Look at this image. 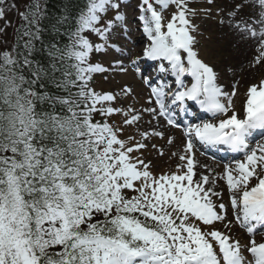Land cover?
Returning <instances> with one entry per match:
<instances>
[{
  "label": "snow or ice",
  "instance_id": "snow-or-ice-1",
  "mask_svg": "<svg viewBox=\"0 0 264 264\" xmlns=\"http://www.w3.org/2000/svg\"><path fill=\"white\" fill-rule=\"evenodd\" d=\"M206 3L140 0L149 43L133 56L112 39L123 0H83L75 14L65 7L55 17L47 0L23 8L0 0V264H264V139L256 140L264 137V80L247 88L238 110L237 84L226 90L197 51L196 19L216 0ZM221 23L251 42L250 67L264 64V0H233ZM110 49L119 56L108 66L93 62ZM143 58L157 62L152 73L142 72ZM129 70L149 89L140 107L124 103L138 95L129 84L95 86L96 74ZM188 101L211 118L185 121L175 170L154 175L144 152L165 131L152 121L181 128ZM197 145L241 158L217 173L200 163Z\"/></svg>",
  "mask_w": 264,
  "mask_h": 264
},
{
  "label": "rangeland",
  "instance_id": "rangeland-1",
  "mask_svg": "<svg viewBox=\"0 0 264 264\" xmlns=\"http://www.w3.org/2000/svg\"><path fill=\"white\" fill-rule=\"evenodd\" d=\"M199 4L197 7L203 8L207 7L206 0H198ZM11 2V0H10ZM18 6L23 8V5L28 2V0H16ZM140 0H127L123 2L122 12L125 14V20L118 22L120 27L116 29L113 33V42L124 45L125 43L128 45V48L133 52L132 54L136 55V53L143 50V48L149 43L148 40L139 38V35L143 33L142 27L141 29L135 28V23L132 21V17L139 13L137 11ZM233 0H216V5L213 8V13L211 15H204L203 12L196 19V23L199 26V35H198V45L197 51L202 59L205 62H209V64L214 65L216 71L222 78V72L224 75V85L226 90L231 91V87L233 84H237V95L235 99V104L238 100H242L243 94L246 92L247 88L250 84L243 83L248 76V73L252 69L249 66L250 62L255 55L253 51L248 50V48L252 47L251 42H247V47L245 42H240L237 39L235 33L229 28L227 23H221V20L225 18L226 12L230 9ZM174 8H169V16L174 11ZM167 12V14H168ZM113 13H109L108 17L111 18ZM8 18L13 21V25L18 21V17L16 13L13 11L8 14ZM202 24V25H201ZM3 25V21H0V26ZM127 27L128 34L125 38L122 29ZM201 28V29H200ZM9 36H11L12 28L8 29ZM227 39V40H226ZM226 40V41H225ZM114 59L119 56V53L114 49H110L107 53L93 54L92 60L93 62L102 63L104 66H108L112 61L108 60L109 55ZM133 72L129 70V72ZM134 73V72H133ZM122 74H98L97 79L95 81V86L97 90H105V91H114L119 92L120 87L124 84H129L133 86L132 83L122 80ZM107 77V79H105ZM133 78H135L133 76ZM223 79V78H222ZM264 79V70L257 75L258 84L261 80ZM238 82V83H237ZM241 82V84H240ZM98 85V86H97ZM243 100L241 101V103ZM125 104H133L135 103L136 107H139V103L144 105V99L140 98L138 94L136 97H128L124 99ZM113 119L119 121L120 117L116 116ZM150 118L145 114L144 121L141 125V130L148 128L149 125L146 123ZM154 123H152L153 125ZM131 129V128H130ZM135 129V128H134ZM139 137V136H138ZM156 139L159 141H156ZM155 142L149 144V147L145 150L144 155L148 160L152 161V171L154 175H160L166 172H169L168 169L164 168L157 159L160 158V147L159 145L166 140L164 138H153ZM151 140V141H152ZM155 144L156 148H152L151 145ZM161 146V145H160Z\"/></svg>",
  "mask_w": 264,
  "mask_h": 264
},
{
  "label": "bare ground",
  "instance_id": "bare-ground-1",
  "mask_svg": "<svg viewBox=\"0 0 264 264\" xmlns=\"http://www.w3.org/2000/svg\"><path fill=\"white\" fill-rule=\"evenodd\" d=\"M202 25V24H201ZM143 36V35H142ZM141 36V37H142ZM227 40V39H226ZM225 40V41H226ZM246 47H247V45H246ZM250 49V51H249V53L251 52V51H253V53L255 54V52H254V48H253V46L251 47V48H248V50ZM151 65H153V67H152V71L157 67V62H153ZM264 70V64H262V65H257V66H255V67H252V69L250 70V72L248 73V75H250L249 77H247L245 80H243L242 82L243 83H248V84H257L258 85V80H257V75H259L262 71ZM223 78V79H222ZM222 78H221V76L219 75V83H221V84H223L224 85V82H223V80H224V75H223V72H222ZM264 80V79H263ZM240 84H241V82H240ZM237 97H238V95H237ZM242 100H244V94H243V96H242ZM242 100H240V102L238 103V105H237V109L238 110H240L241 109V107H242V103H241V101ZM241 115H242V112H241ZM156 122H158V130H161V131H166V127L163 125V121H162V119L160 118L158 121L157 120H155ZM160 126H162V127H160ZM169 137H174V139L176 138L175 136H169ZM262 138H258V137H256V140L257 141H259V140H261ZM156 141H158L157 139H156ZM159 142V141H158ZM179 149H181V146H180V144L178 143V142H175L172 146H171V148L170 149H168V150H166V149H164L162 146H160V150H162L163 151V153L164 154H166V156H167V161H166V163H165V165H164V168H166V169H168L169 171L170 170H175V166H176V164L178 163V160H177V158L176 157H174V156H172V153L173 152H176V151H178ZM159 156H160V158H161V156H163V155H160L159 154ZM197 158L199 159V161H200V163L201 164H207V162L209 161L208 159H206L205 157H198L197 156ZM202 171H204V169H202V168H197V172L199 173V172H202ZM227 197V194H225V197L224 198H226ZM232 212V210H231V208H230V206H229V212H228V219H229V214ZM219 228L221 229V230H224L223 229V225L221 224V225H219ZM239 233V229L236 227L235 229H233V232H232V234L234 235V236H237V234ZM240 236H242V234L240 235ZM245 238H243V240H244ZM257 239H260V236H258L257 237ZM242 240V241H243Z\"/></svg>",
  "mask_w": 264,
  "mask_h": 264
},
{
  "label": "trees",
  "instance_id": "trees-1",
  "mask_svg": "<svg viewBox=\"0 0 264 264\" xmlns=\"http://www.w3.org/2000/svg\"><path fill=\"white\" fill-rule=\"evenodd\" d=\"M82 3L83 0H47L49 17L57 16L65 7H69L70 10L75 14V12L81 7ZM44 23L47 24L48 21H45ZM62 39L66 41V38Z\"/></svg>",
  "mask_w": 264,
  "mask_h": 264
}]
</instances>
